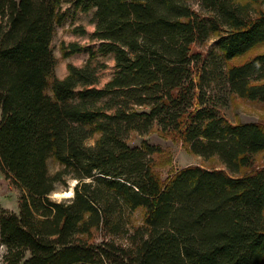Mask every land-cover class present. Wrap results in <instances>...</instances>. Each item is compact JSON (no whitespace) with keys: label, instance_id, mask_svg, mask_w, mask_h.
<instances>
[{"label":"trees","instance_id":"1","mask_svg":"<svg viewBox=\"0 0 264 264\" xmlns=\"http://www.w3.org/2000/svg\"><path fill=\"white\" fill-rule=\"evenodd\" d=\"M65 4L92 13L97 47L62 42L64 59L89 58L59 78ZM262 6L0 0V172L21 191L18 212L0 208L2 263L264 264V120L222 113L236 98L264 102ZM153 129L216 163L162 179V148L129 142ZM70 180L73 196L53 199Z\"/></svg>","mask_w":264,"mask_h":264},{"label":"rangeland","instance_id":"2","mask_svg":"<svg viewBox=\"0 0 264 264\" xmlns=\"http://www.w3.org/2000/svg\"><path fill=\"white\" fill-rule=\"evenodd\" d=\"M264 9V6H262ZM64 9L68 10V19L63 26L57 28L52 47L54 49V54L58 59V66L56 69V75L59 78H64L68 74V64L72 63L76 66H82L86 63L89 58L88 53H79L71 56L70 58L64 59L61 52V44L62 42L71 43L78 42L83 45H87L91 48H96L97 43L95 41H91L90 35L95 30V25L92 23V13H82L80 11L74 14V9L70 4H65ZM76 26H83L86 28L88 35L83 37L81 35H75L72 32V29ZM213 41L209 43L204 49H208L212 47ZM255 53L264 52V46H259L255 51ZM101 60H103L101 58ZM109 67L105 70L101 71L103 83H105L114 72V61L112 58L106 59ZM218 89L225 91V86L223 84L218 85ZM222 113L234 123L237 122H256L264 120V102L262 101H253L245 98H236L233 99L227 106L222 108ZM1 114V111H0ZM146 139L151 144L159 145L163 153L156 155L157 162H161L162 165L158 166V170L162 174V179H167L173 173L188 166H204V167H212L213 160H204L202 157L196 156L190 152H188L181 142H174L172 138L164 136L157 129H153L152 132L146 136H141L137 133L131 135L129 142L133 145L141 144L142 141ZM167 159L171 160L170 165L163 164L167 162ZM259 162L258 165L264 164V153L260 154L257 157ZM256 164V165H257ZM60 165L55 163L54 161H50V171L52 173L57 172L60 169ZM76 180H70L67 186H60L59 190L54 192L51 196L55 200H63L66 198H70L74 194V189L72 195L66 196L64 193L74 188ZM21 196V191L10 184L8 180H6L1 172H0V208L12 210L18 212L19 206V197ZM143 212L139 210L135 216L136 225H140L142 223ZM6 248L3 245H0V264L2 263L3 254L5 253Z\"/></svg>","mask_w":264,"mask_h":264},{"label":"bare ground","instance_id":"3","mask_svg":"<svg viewBox=\"0 0 264 264\" xmlns=\"http://www.w3.org/2000/svg\"><path fill=\"white\" fill-rule=\"evenodd\" d=\"M72 193H73V188H72L71 190L65 192L64 194H65L66 196H69V195H72Z\"/></svg>","mask_w":264,"mask_h":264}]
</instances>
